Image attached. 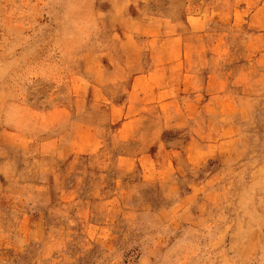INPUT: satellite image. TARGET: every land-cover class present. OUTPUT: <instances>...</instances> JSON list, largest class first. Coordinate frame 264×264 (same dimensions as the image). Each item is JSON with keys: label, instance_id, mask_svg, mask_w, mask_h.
<instances>
[{"label": "rangeland", "instance_id": "374dc122", "mask_svg": "<svg viewBox=\"0 0 264 264\" xmlns=\"http://www.w3.org/2000/svg\"><path fill=\"white\" fill-rule=\"evenodd\" d=\"M0 264H264V0H0Z\"/></svg>", "mask_w": 264, "mask_h": 264}]
</instances>
